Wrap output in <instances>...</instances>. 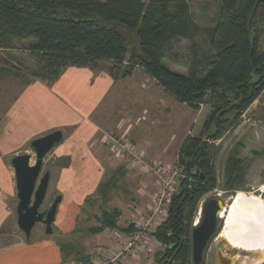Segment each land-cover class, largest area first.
Listing matches in <instances>:
<instances>
[{
  "label": "trees",
  "instance_id": "trees-1",
  "mask_svg": "<svg viewBox=\"0 0 264 264\" xmlns=\"http://www.w3.org/2000/svg\"><path fill=\"white\" fill-rule=\"evenodd\" d=\"M169 5L175 6L173 12L156 9ZM263 17L264 0H220L215 26L205 28L193 19L188 0H150L149 7L143 0H0V48H6L12 39L29 40L31 54L40 64L26 86L35 80L53 84L71 67L99 71L102 62L111 63L103 70L118 81L128 75L120 76L119 70L131 54L135 63L131 66L141 65L179 103L210 108L202 135L188 136L181 146L177 164L184 168L187 179L181 181L167 220L155 232L163 247L157 253V264H192L194 220L201 201L218 185L211 158L213 144L224 138L229 125L264 91V52L258 29ZM120 28L135 32L137 49H131ZM199 36L204 47L197 41ZM180 39L190 42L186 75L164 64L170 45ZM235 154L226 164V191L243 183L241 161ZM191 160L196 175L186 169ZM62 161L60 165L68 167L71 160ZM119 181L116 171L99 186L94 195L103 205L109 203ZM120 217L118 209H103L98 232L135 233L131 223L119 228ZM60 248L62 264H89L92 260L90 255L72 258L74 249L68 244Z\"/></svg>",
  "mask_w": 264,
  "mask_h": 264
},
{
  "label": "crops",
  "instance_id": "crops-1",
  "mask_svg": "<svg viewBox=\"0 0 264 264\" xmlns=\"http://www.w3.org/2000/svg\"><path fill=\"white\" fill-rule=\"evenodd\" d=\"M202 107L194 109L179 103L139 65L133 67L131 76L120 81L103 69L71 67L53 84L35 80L27 85L8 109L0 130V264L62 263L50 239L31 236L28 242L14 230L2 231L12 215L9 202L17 198L15 173L5 162L8 156L28 154L35 139L56 130L63 132V141L50 152L52 166L57 167L48 168L49 186L62 197L55 222L62 231L64 216L71 208L85 203L116 171L120 174L118 185L125 179H134L131 171L137 169L110 153L102 144V133L126 135L149 159L172 165L178 162L186 138L201 136L206 121L198 120ZM66 157H70V165L62 167ZM34 163L35 157L31 164ZM140 183L149 186L147 182ZM137 195L149 193L138 189ZM135 205L109 209L107 204L105 209L121 212V229Z\"/></svg>",
  "mask_w": 264,
  "mask_h": 264
},
{
  "label": "rangeland",
  "instance_id": "rangeland-1",
  "mask_svg": "<svg viewBox=\"0 0 264 264\" xmlns=\"http://www.w3.org/2000/svg\"><path fill=\"white\" fill-rule=\"evenodd\" d=\"M101 1L104 2L105 0ZM143 2L146 7L150 6V0H143ZM188 4L193 19L201 28L215 26V20L220 10V0H188ZM156 9L157 11L166 10L167 12H173L175 6H159ZM258 29L261 30V48L264 52V20L258 24ZM120 31L131 49H137L138 43L135 32L124 29H121ZM197 41L202 47H204L201 36L197 38ZM30 44L31 41L29 40L12 39L6 48H0V130L3 126L4 117L12 103L25 88L27 82L33 79L35 73L39 72L40 64L32 56ZM190 57V42L183 39L175 40L169 47L168 56L164 60V64L171 71L186 75V65L188 64ZM131 64L135 63L131 61V54H129L126 57L124 67L119 70L120 76L124 74L131 76L133 73V67ZM99 67L100 69H106L111 67V63L102 62ZM124 78L125 77L119 78L118 81L124 80ZM201 109L202 110L198 112L199 121L207 119L208 114L210 113V108L207 106H203ZM233 115H231L230 119L233 118ZM116 131H119V129H116ZM105 133H102L101 136ZM210 144L212 145L213 142L210 141ZM234 153H236L235 156L237 159L241 161L243 183L242 185H238L235 190L226 191V164L230 156L234 155ZM28 154L33 156L32 159L34 158L33 150H30ZM106 154L107 158L112 161V156L108 151ZM50 156L49 153L45 158L43 172L48 170V168L50 169L53 167L55 169V167H57L54 165L52 166L54 159ZM11 157L12 156H8L5 159V162L9 165H11ZM211 158L212 164H214L216 169L218 185L216 189L201 201V203L214 193L221 194L223 199L226 200L227 205H229V202L239 193L243 194L247 199L260 197L264 200V91L238 120H234L229 125V129L224 138L214 142ZM176 164L177 163H174L172 165L176 166ZM109 168L110 167L108 166L106 177L109 174ZM131 172L134 179L128 181L129 179L127 180L124 178L125 180L118 185V188L111 192L108 203L109 209L118 205L127 208L136 203L132 213L125 216L121 223L122 228H126V226L131 223V219L136 216L137 211L144 210L147 207L151 198L157 191L156 179L147 175H142L138 170H132ZM141 181L149 183L148 188L141 184ZM138 189H144L149 195H140L141 197L137 195L138 197H136L135 192H137ZM55 196L53 187L49 186L47 198L41 211L47 210L50 207V203ZM17 204V198L14 199V201H11V203L9 202L12 209V215L7 226H5L2 231L9 232L14 230L16 234L24 236L16 224ZM106 205L107 204L103 205L102 200L99 197L92 195L89 203L85 202L79 206H73L69 213L64 216L63 222L65 227H63L62 231L58 230L54 225L55 231L53 235L48 236L45 233V226L39 223L33 230L32 238L37 240L50 239L53 241L55 254L58 255L57 257L61 259V261L64 258V254L61 252L60 248L61 244H68L73 247L74 253L72 254L71 252L70 254L72 258L81 255H90L91 257H94L100 250L116 244L113 237V231L105 230L103 232H98V228L101 226L98 219L102 210H105V207L107 208ZM199 211L200 209L197 211L194 224L198 221ZM10 225L12 227H9ZM221 232V235L223 236V230ZM162 250V246L156 247L154 254L146 264H157V253ZM244 251L248 250L238 249V251L234 253L235 258H240L243 264H251L254 258L257 257V255L259 256V254L251 255Z\"/></svg>",
  "mask_w": 264,
  "mask_h": 264
},
{
  "label": "water",
  "instance_id": "water-1",
  "mask_svg": "<svg viewBox=\"0 0 264 264\" xmlns=\"http://www.w3.org/2000/svg\"><path fill=\"white\" fill-rule=\"evenodd\" d=\"M64 139L61 130L53 131L35 139L31 143L34 151L35 163L31 164L32 155L18 154L11 160L15 173V183L18 204L16 207L17 225L27 240L31 239L36 225H45V233L53 235L58 207L62 202L61 196H56L49 209L41 211L47 198L51 172H43L47 155ZM194 160L186 163L188 172L198 173L194 168ZM231 201L229 202V204ZM198 221L193 225L191 233V261L192 264H203L205 253L218 231L223 230V213L227 209L226 200L221 194L214 193L200 203ZM238 250L237 248H234ZM249 254H259L256 251H244ZM241 264V263H239ZM243 264V263H242Z\"/></svg>",
  "mask_w": 264,
  "mask_h": 264
},
{
  "label": "built area",
  "instance_id": "built-area-1",
  "mask_svg": "<svg viewBox=\"0 0 264 264\" xmlns=\"http://www.w3.org/2000/svg\"><path fill=\"white\" fill-rule=\"evenodd\" d=\"M102 144L118 160L131 164L142 175L157 180V191L144 210L136 212L131 219L135 233L113 231L116 244L100 250L89 264H146L155 248L162 246L155 237L156 230L167 220L169 207L183 179H187L184 168L168 165L147 157L126 135L105 133ZM66 264H81L75 261ZM84 264V263H82Z\"/></svg>",
  "mask_w": 264,
  "mask_h": 264
},
{
  "label": "bare ground",
  "instance_id": "bare-ground-1",
  "mask_svg": "<svg viewBox=\"0 0 264 264\" xmlns=\"http://www.w3.org/2000/svg\"><path fill=\"white\" fill-rule=\"evenodd\" d=\"M224 239L234 248L256 251L251 264L264 263V200L239 193L223 213Z\"/></svg>",
  "mask_w": 264,
  "mask_h": 264
},
{
  "label": "flooded vegetation",
  "instance_id": "flooded-vegetation-1",
  "mask_svg": "<svg viewBox=\"0 0 264 264\" xmlns=\"http://www.w3.org/2000/svg\"><path fill=\"white\" fill-rule=\"evenodd\" d=\"M55 198L51 201L50 206L52 205ZM221 231L222 230L218 231L215 237L211 240L207 248V251L205 253L203 264H239V263L242 264L241 259L235 258L234 256V253L237 252L238 250H235L234 247H232L223 238V236L221 235L222 233Z\"/></svg>",
  "mask_w": 264,
  "mask_h": 264
}]
</instances>
